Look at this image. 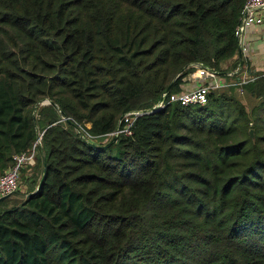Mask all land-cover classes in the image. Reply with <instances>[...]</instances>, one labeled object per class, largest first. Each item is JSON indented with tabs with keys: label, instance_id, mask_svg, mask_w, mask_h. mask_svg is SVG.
<instances>
[{
	"label": "trees",
	"instance_id": "obj_1",
	"mask_svg": "<svg viewBox=\"0 0 264 264\" xmlns=\"http://www.w3.org/2000/svg\"><path fill=\"white\" fill-rule=\"evenodd\" d=\"M244 1L0 0V175L40 132L43 166L0 201V264H264V73L169 101L239 67Z\"/></svg>",
	"mask_w": 264,
	"mask_h": 264
},
{
	"label": "built area",
	"instance_id": "obj_2",
	"mask_svg": "<svg viewBox=\"0 0 264 264\" xmlns=\"http://www.w3.org/2000/svg\"><path fill=\"white\" fill-rule=\"evenodd\" d=\"M264 10V0H245L244 4L242 6V10L240 13V21L239 24L236 27V34L238 35L239 44L242 47L243 42V35L246 30V28L254 24L258 20V14L259 11ZM199 67L198 76L203 77H210L218 75L216 73H213L209 71L207 68L201 66V65H195ZM240 67H237L236 69L232 71H228L226 74V77L230 76V81L225 82L223 84H219V82L210 81L209 78H205L206 81L192 89V90H182L178 92L170 93L169 95V101L173 102H181L185 105L187 104H205L208 101V93L211 90L217 89L219 86H225L229 85L230 83L235 84L238 86V91L240 93H243V83L247 82L248 80L253 79L254 77H249L247 74L238 75V77H235V72L239 71ZM167 95V94H166ZM163 101L159 104L162 105ZM140 113V111H128L124 114L121 122L122 125L120 126L118 130V134L124 133L129 134L131 132V126L134 121L135 116H137ZM80 131H83L84 133L89 136L90 135L87 131L84 129H80ZM114 131L109 133L108 136L113 135ZM84 134V135H85ZM42 136V132L39 133L37 140L33 144L32 148L28 151H24L21 153H18L14 156L15 162L14 164L7 169L3 174L0 175V198L4 195L13 194L15 193L19 188V179L21 176V169L25 167L27 164L33 163L35 161L36 157V145L40 141Z\"/></svg>",
	"mask_w": 264,
	"mask_h": 264
},
{
	"label": "crops",
	"instance_id": "obj_3",
	"mask_svg": "<svg viewBox=\"0 0 264 264\" xmlns=\"http://www.w3.org/2000/svg\"><path fill=\"white\" fill-rule=\"evenodd\" d=\"M242 55L243 63L239 68V74H247L249 77H256L260 73H264V10L259 11L258 20L249 25L243 35L242 42ZM232 62V60L222 63V68H227V66ZM199 67L193 71L188 72L183 77V82L180 85L182 90H192L200 85H202L206 79L209 78L210 81L219 82L223 84L230 81L228 77L218 74L215 76H198ZM224 86H219L217 89H223ZM89 125V124H88Z\"/></svg>",
	"mask_w": 264,
	"mask_h": 264
},
{
	"label": "rangeland",
	"instance_id": "obj_4",
	"mask_svg": "<svg viewBox=\"0 0 264 264\" xmlns=\"http://www.w3.org/2000/svg\"><path fill=\"white\" fill-rule=\"evenodd\" d=\"M222 69H224V68H222ZM238 95H239V98L246 104L248 109H250L252 107V105L254 104V100L252 98L248 97L246 93H244V94L238 93ZM33 116L36 117V111L34 114V110H33ZM107 138L102 139L100 142L106 141ZM38 143L40 144V141ZM39 144H38V146H39ZM39 150L40 149L36 148L37 154H36L35 161L32 164H28L27 166L22 168L21 176L19 179V188L15 193H13L9 196V200H8L6 205H11L13 202L18 201L19 199L23 198L24 195L27 192H29V190L33 186H35L37 181L40 180L41 175H42L43 166H42L41 156H40L42 154H40L41 152L39 153Z\"/></svg>",
	"mask_w": 264,
	"mask_h": 264
},
{
	"label": "water",
	"instance_id": "obj_5",
	"mask_svg": "<svg viewBox=\"0 0 264 264\" xmlns=\"http://www.w3.org/2000/svg\"><path fill=\"white\" fill-rule=\"evenodd\" d=\"M238 57H239V67L242 65V63H243V55H242V50H241V46H240V44H239V49H238ZM188 67V65L185 67V68H187ZM204 67V66H203ZM206 68V67H205ZM209 71H211V72H213V73H216V74H224L225 72H222V71H215V70H212V69H208ZM172 82L173 81H171L169 84H168V86L166 87V89H165V91L162 93V95H161V97H160V100L158 101V103L154 106V107H152V110L153 109H155L156 108V106L157 105H159L163 100H164V97L166 96V94L170 91V89H171V87H172ZM51 101L49 100V99H47V98H45V99H42V100H40L35 106H34V114H35V111H36V109H37V106H40V105H43V104H46V103H50ZM123 116H124V114H122L121 116H120V119H119V121H118V123H117V125H116V128H115V130H114V133H113V136H112V138L105 144V145H103V146H107L110 142H112L116 137H117V135H118V130H119V128H120V125H121V120H122V118H123ZM64 119H66L67 121H69V118L68 117H64ZM34 120H36V117L34 116ZM250 134L251 135H253V130L252 129H250ZM43 178V177H42ZM41 180L42 179H40V182H41ZM11 194H8V195H4V196H2L1 198H0V201L1 200H3V199H5V198H7V197H9Z\"/></svg>",
	"mask_w": 264,
	"mask_h": 264
}]
</instances>
